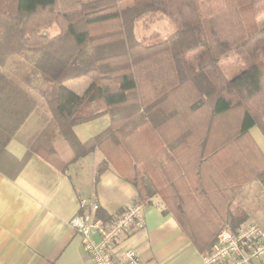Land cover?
<instances>
[{
	"label": "trees",
	"instance_id": "obj_1",
	"mask_svg": "<svg viewBox=\"0 0 264 264\" xmlns=\"http://www.w3.org/2000/svg\"><path fill=\"white\" fill-rule=\"evenodd\" d=\"M262 12L264 0H85L70 12L58 0H0V92L28 100L8 128L3 117L12 111L3 108L15 103L0 100V170L16 178L33 154L67 169L58 137L73 161L100 150L95 183L112 165L136 186L137 201L159 195L164 213L208 252L223 227L247 222L237 191L256 179L264 184V155L249 132L258 126L264 134ZM157 14L175 31L139 40L136 21ZM50 24L60 30L54 37L42 32ZM230 51L246 68L228 79L219 62ZM27 52L31 68L6 67ZM83 76L92 81L83 95L65 85ZM31 89L51 117L18 158L7 143L36 105ZM104 114L109 127L81 142L74 126ZM98 216L113 222L101 210Z\"/></svg>",
	"mask_w": 264,
	"mask_h": 264
},
{
	"label": "crops",
	"instance_id": "obj_2",
	"mask_svg": "<svg viewBox=\"0 0 264 264\" xmlns=\"http://www.w3.org/2000/svg\"><path fill=\"white\" fill-rule=\"evenodd\" d=\"M84 1L58 0V4L62 12H70L82 8ZM59 31L56 24L47 25L42 30L49 37L56 36ZM32 55L27 52L11 57L6 67L12 70L31 68ZM14 77L22 81L16 75ZM91 83L83 76L69 79L65 85L83 95ZM30 95L36 99V105L7 143V150L18 158L24 156L51 117L44 106V97L35 89L30 90ZM2 99L15 103L10 109L9 106L3 108L6 113L12 111L3 117L8 128L14 125L15 116L23 114L28 100L24 96H15V93L6 95L3 91L0 92ZM110 122V116L104 114L75 125L74 132L81 142H86L107 129ZM249 132L264 155L263 132L258 126ZM59 138L55 146L69 163L67 169L33 154L16 178L0 170V264H92L84 249L82 235L70 223L81 211L78 196L96 198L99 210L113 221L137 201L136 186L125 180L112 165L95 183L96 169L104 158L100 150L73 161L74 153L66 141ZM235 203L247 216V221H254L264 229V184L260 180H253L238 190ZM164 208L165 203L159 195L145 202L144 224L127 228L115 240L114 254L122 256L127 250L134 249L144 259L156 264H203V254L183 231L175 215L164 213ZM257 264H264V260Z\"/></svg>",
	"mask_w": 264,
	"mask_h": 264
},
{
	"label": "built area",
	"instance_id": "obj_3",
	"mask_svg": "<svg viewBox=\"0 0 264 264\" xmlns=\"http://www.w3.org/2000/svg\"><path fill=\"white\" fill-rule=\"evenodd\" d=\"M81 211L70 221L83 237V246L92 264H156L146 260L134 249L122 256L113 252V244L130 226L144 224V203L135 201L113 222L98 216L96 198L78 196ZM98 236V239L95 238ZM264 260V230L256 223L244 222L236 229L223 227L211 250L203 254V264H257Z\"/></svg>",
	"mask_w": 264,
	"mask_h": 264
},
{
	"label": "rangeland",
	"instance_id": "obj_4",
	"mask_svg": "<svg viewBox=\"0 0 264 264\" xmlns=\"http://www.w3.org/2000/svg\"><path fill=\"white\" fill-rule=\"evenodd\" d=\"M258 16H260L259 18L257 17L258 25L264 26V12L260 13ZM135 30V34L137 32L136 37L139 40L154 42L159 39L166 38L173 33L175 31V25L164 14H157L152 18H142L137 20ZM219 65L228 79L239 75L246 68L245 62L234 51H230L224 55L221 58ZM59 139L65 142L62 137ZM249 222L256 223L254 221H247V223Z\"/></svg>",
	"mask_w": 264,
	"mask_h": 264
}]
</instances>
